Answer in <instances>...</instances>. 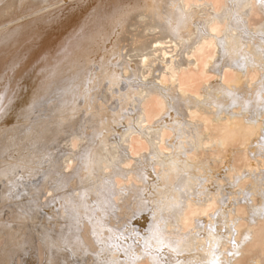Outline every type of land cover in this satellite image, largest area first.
<instances>
[{
  "label": "bare ground",
  "instance_id": "obj_1",
  "mask_svg": "<svg viewBox=\"0 0 264 264\" xmlns=\"http://www.w3.org/2000/svg\"><path fill=\"white\" fill-rule=\"evenodd\" d=\"M2 239L0 264L262 263L264 0H0Z\"/></svg>",
  "mask_w": 264,
  "mask_h": 264
},
{
  "label": "rangeland",
  "instance_id": "obj_2",
  "mask_svg": "<svg viewBox=\"0 0 264 264\" xmlns=\"http://www.w3.org/2000/svg\"><path fill=\"white\" fill-rule=\"evenodd\" d=\"M41 177H42V176H41ZM41 177H40V180L42 179ZM40 180H39V181H40ZM41 181L43 182V179H42ZM41 181H40V182H41ZM48 181H50V180L48 179ZM48 181H46V182H48ZM42 182H41V183H42ZM19 189H20V188H19ZM23 194H25V193H23ZM26 205H27V204H26ZM28 205H29V204H28ZM43 209H44V208H43ZM43 209H42V211H43ZM45 209H46V208H45ZM45 211H46V210L43 211V214H44ZM88 213H90V212H88ZM91 213H92V212H91ZM45 214H46V213H45ZM45 214H44V215H45ZM3 239H4V238H3ZM3 239H2V240H3ZM2 240L0 241V243H1V242H2V243L4 242V240H3V241H2ZM4 243L7 244L6 241H5ZM5 244H4V246H5ZM2 245H3V244H2ZM4 246H3V247H4ZM40 250H42L41 247H40ZM37 253L39 254L38 251H37ZM42 257H43V256H42ZM263 263H264V260H263V262L260 263V264H263ZM21 264H23L22 260H21Z\"/></svg>",
  "mask_w": 264,
  "mask_h": 264
}]
</instances>
